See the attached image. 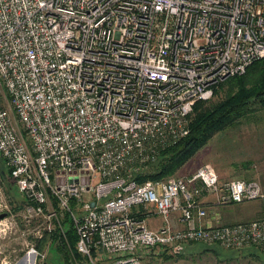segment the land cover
<instances>
[{"label": "built area", "instance_id": "built-area-1", "mask_svg": "<svg viewBox=\"0 0 264 264\" xmlns=\"http://www.w3.org/2000/svg\"><path fill=\"white\" fill-rule=\"evenodd\" d=\"M263 58L264 0H0V154L28 213L50 234L69 215L89 264L192 243L264 253V218L205 222V196L257 201L256 180L210 164L136 180L189 135L197 100Z\"/></svg>", "mask_w": 264, "mask_h": 264}, {"label": "rangeland", "instance_id": "rangeland-1", "mask_svg": "<svg viewBox=\"0 0 264 264\" xmlns=\"http://www.w3.org/2000/svg\"><path fill=\"white\" fill-rule=\"evenodd\" d=\"M224 94L225 91L220 92V96ZM257 105L259 106V104ZM258 108L262 107L259 106ZM263 111H254V115L261 116L259 120H256L252 115V118L247 117L234 127L215 134L201 150L170 177L184 175L183 172L186 170L191 171L189 174H192L200 166L210 164L221 175V178L255 179L264 191V186L259 178L260 176L263 178L264 169L261 168L263 162L256 164L250 160L251 147L249 146L252 129L256 126L257 129L263 127ZM1 166L0 162V168ZM147 170L150 172L152 166ZM26 205L27 201L24 195L18 191L9 176L4 178L0 169V214L7 213V217L0 221V264H15L23 260L25 251L32 247L38 252L37 264H69L66 262L63 253L61 254L57 249V245L61 244L58 239L63 237L67 239L65 218L63 219V231L54 221L51 222V226L55 227L51 234H55L58 239H49L50 233L46 231L47 223L40 217H32L28 213ZM228 205L233 206L228 209L229 207H226ZM228 205L223 206V212L226 214L229 210V214L235 215L229 216L227 222L233 220H238L235 223L249 222L264 218V198L256 202ZM219 216L222 217L221 214ZM40 235H43L41 239ZM206 246L215 245L187 244L184 245L180 254L169 251H164L163 254L148 253L144 259V264H264V258H256L250 255L249 249L234 250L218 248L219 246ZM69 248L71 250L70 245ZM70 253L72 263L75 259L79 264H89L82 255L77 257L72 250ZM31 258L32 255L30 254L23 262L32 264L29 262Z\"/></svg>", "mask_w": 264, "mask_h": 264}, {"label": "trees", "instance_id": "trees-1", "mask_svg": "<svg viewBox=\"0 0 264 264\" xmlns=\"http://www.w3.org/2000/svg\"><path fill=\"white\" fill-rule=\"evenodd\" d=\"M221 91H225L223 96H220ZM214 92L215 96L212 100H197L194 103L189 135L175 146L163 151L157 162L151 165L152 170L150 172L147 170L137 174L136 180L138 182L144 183L148 180H163L170 177L201 150L215 134L234 127L247 118L252 110V105L259 104L263 108L264 58L250 65L244 75L234 76L221 82ZM0 162L2 164L0 169L4 178L9 176L12 179L10 170L7 169L1 154ZM15 186L17 187L16 184ZM65 226L67 239L64 237L58 239L55 234H49V239H58V242H61L60 245H57L58 251L63 253L66 262L73 264L70 251L72 250L77 257H81V254L76 248L77 235L69 215L65 217ZM206 247H218V245ZM247 249L250 250V255L256 258H264L263 251L258 247L253 246ZM213 251L217 252L216 250ZM180 253L181 251L178 254Z\"/></svg>", "mask_w": 264, "mask_h": 264}, {"label": "crops", "instance_id": "crops-1", "mask_svg": "<svg viewBox=\"0 0 264 264\" xmlns=\"http://www.w3.org/2000/svg\"><path fill=\"white\" fill-rule=\"evenodd\" d=\"M255 105H257V104H255ZM255 105H252V110H251V112H250V114L248 116L249 118L250 117L252 118V115H254V111L262 112L264 110V107L263 108H258L259 106L258 105L255 106ZM254 117L256 118V120H259V118L261 116L259 115L257 117V114H256V115H254ZM256 125H258V124H256ZM256 127H254L252 129L253 132H252V134L250 136V143H249V146L251 147V159L250 160L253 161L256 164H260V163L263 162V165H261V168L264 169V123H263V127H260L259 129H257ZM259 167H260V165H259ZM190 172L191 171H187L186 170V171L183 172V174L187 175ZM219 176L221 178V175H219ZM259 178L261 179V184H263V186H264V172H263V178L261 176ZM221 179H225V178L222 177ZM251 180H253V179H251ZM203 202H204V205H205V207L207 208V211H208V216H207V218L205 220L206 223L209 224V222L215 221L216 217H218L219 214H221V216H222L221 219L225 223H235V222L238 221V220H233L232 222H227V218L229 216L233 215V214H229L228 213L229 210H227V213L225 214L223 212L224 211L223 206H225V205H221V206L216 205L215 204V199L212 196H209V195L205 196L204 199H203ZM253 202H256V201H253ZM232 206L233 205H228L226 207H229L228 209H230ZM177 217L178 216L175 215L174 217H172L173 221H171L175 227L179 226V224L177 223ZM149 222H150L149 224H150L151 227L158 228L159 226H161L164 223V220H163V218H161L159 216H156V217L150 218Z\"/></svg>", "mask_w": 264, "mask_h": 264}, {"label": "water", "instance_id": "water-1", "mask_svg": "<svg viewBox=\"0 0 264 264\" xmlns=\"http://www.w3.org/2000/svg\"><path fill=\"white\" fill-rule=\"evenodd\" d=\"M7 217V213H1L0 214V221ZM183 249V246H176L175 247V253H179Z\"/></svg>", "mask_w": 264, "mask_h": 264}, {"label": "flooded vegetation", "instance_id": "flooded-vegetation-1", "mask_svg": "<svg viewBox=\"0 0 264 264\" xmlns=\"http://www.w3.org/2000/svg\"><path fill=\"white\" fill-rule=\"evenodd\" d=\"M25 254H26V251H25ZM15 264H25V263L23 261H19V262H16Z\"/></svg>", "mask_w": 264, "mask_h": 264}, {"label": "bare ground", "instance_id": "bare-ground-1", "mask_svg": "<svg viewBox=\"0 0 264 264\" xmlns=\"http://www.w3.org/2000/svg\"><path fill=\"white\" fill-rule=\"evenodd\" d=\"M32 255V254H31Z\"/></svg>", "mask_w": 264, "mask_h": 264}]
</instances>
